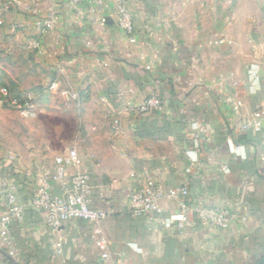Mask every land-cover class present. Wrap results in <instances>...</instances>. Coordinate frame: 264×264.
Here are the masks:
<instances>
[{
    "label": "crops",
    "instance_id": "1",
    "mask_svg": "<svg viewBox=\"0 0 264 264\" xmlns=\"http://www.w3.org/2000/svg\"><path fill=\"white\" fill-rule=\"evenodd\" d=\"M121 3L135 17V43L115 22ZM106 6L58 0L28 11L0 0L9 74L34 96L36 115L78 124L71 148L91 177V207L108 215L100 224L71 220L50 229L32 197L70 149L42 142L0 150V178L14 186L24 209L11 228L14 257L21 264L258 263L264 258V127L242 133L239 125L264 102V0H107ZM48 20L53 27L42 35L39 24ZM237 90L244 100L240 117L223 102ZM152 95L163 100L165 113L125 112ZM148 177L187 187L191 208L230 207L246 215L249 229L203 228L193 211L184 232L167 229L163 222L178 207L169 200L162 217H134L130 196ZM100 235L108 240V259ZM5 259L0 253V264H11Z\"/></svg>",
    "mask_w": 264,
    "mask_h": 264
},
{
    "label": "built area",
    "instance_id": "2",
    "mask_svg": "<svg viewBox=\"0 0 264 264\" xmlns=\"http://www.w3.org/2000/svg\"><path fill=\"white\" fill-rule=\"evenodd\" d=\"M10 4L19 5L18 0H5ZM85 0H72L78 5ZM99 10L106 8L107 0H92ZM113 16L118 27L129 37L131 43H135V17L132 11L123 3L119 4ZM106 22V18L103 19ZM53 27V21L48 20L39 24L42 35L47 34ZM39 42L34 43V48L39 47ZM257 74L253 73V77ZM54 88V87H52ZM77 98L76 95L73 96ZM224 104L231 113L237 117L242 115L244 100L237 90L234 94L224 97ZM12 109L20 112L25 118L36 117V106L34 96L27 95L24 98L15 96L11 89L0 83V110ZM166 108L163 100L158 96H150L141 104L129 105L126 113L132 116H145L148 114L165 113ZM117 122V121H116ZM119 122V121H118ZM264 127V102L260 109L251 117L241 121L239 129L242 133L255 128ZM264 155V153H263ZM13 160L12 156H9ZM214 159L209 162L215 164ZM203 168L204 164L198 165ZM222 170L228 172V166L223 165ZM59 186L60 193H52V185ZM92 192L91 177L82 169L81 158L76 148H71L66 154L55 159V171L51 182H46L35 189L32 197V206L43 217L45 224L52 230L60 229L66 222L71 220H86L95 224L102 223L107 213L91 207L89 196ZM189 195L187 187H165L154 178L148 177L141 183L130 196L131 212L134 217L155 215L162 217L164 214L163 202L166 200L177 202V211L168 222H163L167 229H176L184 232L189 224V213L195 212L199 224L203 228L230 229L232 226L240 225L242 230L249 229L248 217L237 213L230 207H212L199 204L191 208L186 199ZM4 201L3 214L0 217V248L6 249L12 256L13 237L12 226L24 217V209L14 186L4 178H0V204ZM97 244L104 250L103 259L109 258L107 251L108 240L103 235L97 238ZM63 255L62 246L55 249V257ZM118 264H124L122 260Z\"/></svg>",
    "mask_w": 264,
    "mask_h": 264
},
{
    "label": "rangeland",
    "instance_id": "3",
    "mask_svg": "<svg viewBox=\"0 0 264 264\" xmlns=\"http://www.w3.org/2000/svg\"><path fill=\"white\" fill-rule=\"evenodd\" d=\"M58 0H18L21 7L25 10L33 11L38 8H52ZM5 37H0V42ZM10 55L6 48L0 45V67L7 68L6 60ZM1 69V68H0ZM12 70H0V82L9 85L15 96L24 98L27 96V89L18 87L11 74ZM6 75V76H5ZM38 96V95H37ZM41 97H44L42 95ZM40 99V98H39ZM63 117L52 114H37L34 119L25 118L20 112L12 109L0 110V150L7 152L20 146H28L31 143L47 142L51 144L56 151H62L66 148L71 149L78 129V124L72 120L62 119ZM72 124V125H71ZM48 129V130H45ZM51 137L52 140L47 141Z\"/></svg>",
    "mask_w": 264,
    "mask_h": 264
},
{
    "label": "water",
    "instance_id": "4",
    "mask_svg": "<svg viewBox=\"0 0 264 264\" xmlns=\"http://www.w3.org/2000/svg\"><path fill=\"white\" fill-rule=\"evenodd\" d=\"M111 22V21H109ZM0 253L4 255V257L8 260L9 263L11 264H21L17 261V259L12 256L10 253H8L7 251H5L4 249L0 248ZM256 264H264V258L259 261L258 263Z\"/></svg>",
    "mask_w": 264,
    "mask_h": 264
},
{
    "label": "trees",
    "instance_id": "5",
    "mask_svg": "<svg viewBox=\"0 0 264 264\" xmlns=\"http://www.w3.org/2000/svg\"><path fill=\"white\" fill-rule=\"evenodd\" d=\"M0 83H1V82H0ZM2 84H3V83H2ZM5 261L8 262L7 259H5Z\"/></svg>",
    "mask_w": 264,
    "mask_h": 264
}]
</instances>
